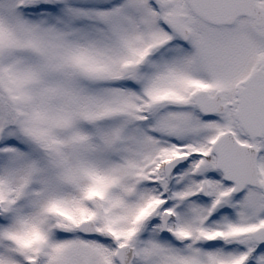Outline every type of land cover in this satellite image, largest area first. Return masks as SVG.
Instances as JSON below:
<instances>
[{
  "label": "snow or ice",
  "instance_id": "1",
  "mask_svg": "<svg viewBox=\"0 0 264 264\" xmlns=\"http://www.w3.org/2000/svg\"><path fill=\"white\" fill-rule=\"evenodd\" d=\"M0 264H264V0H0Z\"/></svg>",
  "mask_w": 264,
  "mask_h": 264
}]
</instances>
